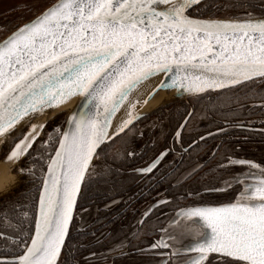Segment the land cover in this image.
<instances>
[{"label":"snow or ice","instance_id":"6c2138e0","mask_svg":"<svg viewBox=\"0 0 264 264\" xmlns=\"http://www.w3.org/2000/svg\"><path fill=\"white\" fill-rule=\"evenodd\" d=\"M38 2L21 0L13 10L32 11ZM230 2L242 15L214 16L226 7L217 0H57L10 30L0 42V143H8L4 162L20 165L9 171L29 178L35 193L24 203L10 201L0 208V243L20 249L0 254V264H68L59 258L66 248L75 251L67 241L79 200L94 178L106 181L115 171L112 165L121 153L117 150L110 161V150L146 114L135 111L137 100L115 128L114 117L146 82L160 77L146 99L174 90L177 96L195 97L205 115L234 112L232 105L241 106L238 93L247 89L248 96L251 85L264 82V0H256L259 16L252 10L254 0ZM76 96L81 101L64 124L40 139L46 124L33 123L35 117L55 112ZM192 115L188 111L176 129L177 142ZM22 122L28 130L9 142ZM259 132L264 137V128ZM214 135L207 132L199 141ZM193 145L199 147L197 139L189 148ZM239 150L235 145L221 152L217 145L210 151L213 159L220 154V171L241 166L247 172L224 179L222 186H202L206 193H227L239 185L232 202L178 207L161 225L159 217L152 220L156 212L167 216L163 209L169 204L201 192L185 189L161 197L142 212L133 233L138 238L147 227L144 234L155 238L146 247L129 246L161 257L156 264H264V163L236 156ZM123 155L136 152L126 148ZM167 155V149L161 151L137 171L153 173ZM204 167L197 163L189 176ZM171 178L183 187L178 176ZM166 180L168 175L160 177L161 183ZM125 247L110 249L114 264L129 255Z\"/></svg>","mask_w":264,"mask_h":264},{"label":"flooded vegetation","instance_id":"af4514ba","mask_svg":"<svg viewBox=\"0 0 264 264\" xmlns=\"http://www.w3.org/2000/svg\"><path fill=\"white\" fill-rule=\"evenodd\" d=\"M55 1L39 0L32 11L21 12L13 10L21 0H0V41L10 34V30L33 18L34 14H38L40 10ZM224 1L230 0H217V3L222 5ZM225 6L219 11L234 10L232 5ZM252 10L260 13L258 2ZM251 88L253 91L248 96L245 95L247 89L238 93L241 106L232 105L234 112L225 109L224 112L205 115L203 105L198 103L195 97H189L162 104L139 121H135L133 132L126 136L122 135L109 152L110 161L117 150L121 153L112 165L115 171L106 181L96 182L94 178L86 189V195L80 199L79 205L83 204L84 208L81 210L78 206L73 222L74 227L67 241V244L74 245L76 248L75 251L66 248L61 260L67 259L68 264H73L74 261H78L79 264H114L110 249L125 245V251L129 252V255L116 260L115 264H149V261L156 264L162 259L161 257L141 254L129 246L133 244L146 247L147 242L155 238L153 235L144 234L150 231L147 227L142 230L138 238L133 235L138 228L137 220L148 206L161 197L172 198L174 194L182 193L185 189L201 192L199 197L193 193L192 196H182L173 204H169L163 209L167 216H161L159 212H156L152 218L153 222H156L159 217L163 225L166 219L178 210V207L218 206L221 203L232 202L239 191V185L234 184L227 193H206L202 186L205 184L222 186L224 179H230L233 175L248 171L246 167L241 166L234 167L230 172L217 169L216 160L220 159V154L213 159L210 151L217 145L221 146V152L225 147L240 145L236 156L264 163V137L259 132L264 128V107L260 106L264 101V82L258 80L251 85ZM188 111H193V115L182 132L181 141L177 142L175 131L184 122ZM64 115V113L59 114L48 121L41 131L40 139H46L47 133L51 132L54 126L59 125ZM226 120L227 123H225ZM237 124H243L244 127H237ZM217 127L225 128L227 131L216 133ZM27 130V125L17 129L15 136L9 138V142L11 139L20 138ZM141 132L144 133L142 137ZM207 132H213L215 135L207 137L206 141H199V136ZM192 139L198 140L199 147L193 145L189 148ZM126 148L129 151L135 150L136 155L125 157L123 152ZM7 149L8 143L5 142L0 148V161L3 160ZM165 149L168 150V155L166 160L158 166V170L147 174L137 171L141 167L148 166ZM183 149L188 151L183 153ZM23 163L21 161V164ZM197 163L205 167L202 170L198 169L197 173L190 177L189 173ZM19 166L12 165V167ZM12 174L17 177V182L7 191V195L5 193L0 195V208L10 201L24 203L25 197L35 193L29 178L16 172ZM162 175H168L169 180L161 183ZM172 176H178L183 187L177 185V181L172 179ZM184 243L187 244L188 241L185 240ZM13 250L17 254L20 253L19 248L13 249L10 246L6 248L3 243H0V254H11ZM65 252L68 253L67 256ZM90 253H95V256H90Z\"/></svg>","mask_w":264,"mask_h":264},{"label":"water","instance_id":"95a60500","mask_svg":"<svg viewBox=\"0 0 264 264\" xmlns=\"http://www.w3.org/2000/svg\"><path fill=\"white\" fill-rule=\"evenodd\" d=\"M56 2H57V0L55 1V3ZM51 5H49V6H51ZM255 15L259 16V14H255ZM218 18H232V17H218ZM2 41H3V39L0 42H2ZM159 79H160V77H157V78H154V79L146 82L140 89H138L136 92H134L129 97V100L125 102L124 106L121 108V110L114 117L113 128H115L122 120L127 118L128 111H129V104L134 103L135 101L139 100L141 95L146 90H149V88L151 87L150 90H149V92H150L151 89L159 82ZM149 92H147V96H148ZM147 96H146V98H147ZM161 97H163V98L161 100H159L158 102H156V100L158 98H161ZM189 97L190 96H188L187 94L182 95V96H177L175 94L174 90L173 91L162 90V91L157 92L152 98L146 99V101H147L146 104L144 106H142V107H139L135 111L138 112V113H141V114H147L150 111L162 106V104L165 105V104L177 102V101H180V100L187 99ZM80 101H81V97H79V96L73 97L69 102H67L64 105H62L61 107L57 108L55 112H53L51 110H48L45 114H41L39 116H36L35 119L32 122L33 123L43 122V123L47 124L48 121L53 119L58 114L65 112L64 113L65 117H64L63 121L58 125V126H61V125L64 124V121H65V118H66V114H68L71 111H73L76 108L77 104L80 103ZM68 106H70V108L68 110H65ZM136 106H137V104H136ZM25 126H26V124L22 122L21 124L17 125V129H22ZM5 164H7V163H5ZM78 206H79V202H78L76 210L78 209ZM76 210H75V212H76ZM63 251H65V250H63ZM63 251H62V254H63ZM62 254H61V257H62ZM61 257L59 258L60 260H61Z\"/></svg>","mask_w":264,"mask_h":264},{"label":"bare ground","instance_id":"6f19581e","mask_svg":"<svg viewBox=\"0 0 264 264\" xmlns=\"http://www.w3.org/2000/svg\"><path fill=\"white\" fill-rule=\"evenodd\" d=\"M150 88H149V90H150ZM149 90H146L141 95L140 99L138 100L139 103L137 104L135 110L138 109L139 107L144 106L146 104V102H147L146 101V96H147V92H149ZM163 97L158 98L156 100V102L161 100ZM69 108H70V106H68L65 110H68ZM2 144L3 143H0V147H1ZM3 161H4V159L0 161V194L4 193L6 191L8 185L10 183V180H11V175L10 174H12V172L9 171V168H12V165L5 164Z\"/></svg>","mask_w":264,"mask_h":264},{"label":"rangeland","instance_id":"374dc122","mask_svg":"<svg viewBox=\"0 0 264 264\" xmlns=\"http://www.w3.org/2000/svg\"><path fill=\"white\" fill-rule=\"evenodd\" d=\"M254 3H257L256 0H254ZM222 5H231V2L230 1L229 2L228 1H224V2H222ZM212 14L214 16H216V17H234L236 15H242V10H236V11L235 10H230V11L229 10H223V11L213 12ZM254 14H259L260 15V13H257V12H254ZM63 113H65V112H63ZM63 113H60V114H63ZM64 117H65V115L60 120L59 124L63 121ZM10 175H11V180H10V183H9L7 189H6L7 191H9L10 188L14 184H16V182H17V177L15 175H13V174H10ZM4 193H2V194H4Z\"/></svg>","mask_w":264,"mask_h":264}]
</instances>
